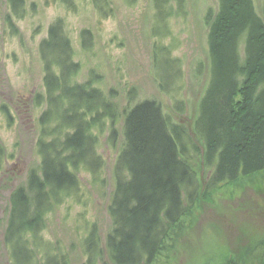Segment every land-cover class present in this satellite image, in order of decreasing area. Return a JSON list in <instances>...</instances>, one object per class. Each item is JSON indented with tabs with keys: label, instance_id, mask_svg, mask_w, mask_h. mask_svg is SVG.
Listing matches in <instances>:
<instances>
[{
	"label": "trees",
	"instance_id": "obj_1",
	"mask_svg": "<svg viewBox=\"0 0 264 264\" xmlns=\"http://www.w3.org/2000/svg\"><path fill=\"white\" fill-rule=\"evenodd\" d=\"M170 1L153 0L157 23L171 15V8H166ZM217 1L216 13L209 9L204 18L210 77L193 127L203 145L205 199L239 179L264 172V23L252 0ZM8 2L12 13L22 17L23 0ZM92 2L101 16L111 13L106 0ZM61 3L68 9L74 6L73 0ZM157 31L153 29L152 34ZM81 37L87 48L91 33L84 30ZM155 49L158 87L172 98L179 92L178 59L171 57L168 47ZM38 52L45 96L37 95L33 103L36 109L42 103L45 106L39 118L41 132H48L49 138L62 134V139L38 142L39 172L30 171L25 186L10 194L4 243L13 264H68L62 253L49 256L48 248L39 255L45 218L54 205L75 194V171L99 169L92 130L102 131L109 122V139L114 141L117 104L94 86L96 76L83 84L73 82L79 64L73 61L61 20L48 27ZM173 110L182 114L183 102L175 100ZM122 134L108 208L112 228L105 246L112 264H155L173 238L174 228L197 204L199 187L191 165L197 162L198 147L185 125L173 123L156 101H142L124 111ZM248 241L238 255L239 263L264 264V240ZM99 244L92 228L82 243L83 264H106ZM231 259L221 264H238Z\"/></svg>",
	"mask_w": 264,
	"mask_h": 264
},
{
	"label": "rangeland",
	"instance_id": "obj_2",
	"mask_svg": "<svg viewBox=\"0 0 264 264\" xmlns=\"http://www.w3.org/2000/svg\"><path fill=\"white\" fill-rule=\"evenodd\" d=\"M106 1L111 13L104 17L92 0H73L72 9L61 0H23V15L17 17L8 0H0V264H13L4 243L10 194L25 186L30 171L39 172L38 142L62 139V134L56 137L54 133L49 138L48 132H41L39 118L45 106L42 103L36 109L33 103L37 95L45 96L38 46L46 38L48 27L57 20H61L63 33L71 44L73 61L79 64L73 82L83 84L96 76L98 84L96 81L94 86L117 104L116 135L112 142L109 122L102 131L92 130L100 167L96 172L80 167L73 173L77 190L54 205L46 216L39 255L48 248L49 256L62 253L68 264H83L82 243L95 228L101 260L112 264L105 239L112 228L108 208L116 183L114 167L123 141V114L134 104L149 100L158 102L173 123L185 125L199 151L196 164L191 165L199 187L197 204L174 228L173 238L155 264H221L231 258L240 264L237 258L248 240H264V172L239 179L203 198L207 175L202 161L203 145L193 133L199 102L210 77L204 18L209 9L216 13L218 1L171 0L166 7L171 8V15L161 23L156 21L153 0ZM252 3L264 23V0ZM155 28L158 31L153 35ZM84 30L91 33L87 48L82 45ZM156 46L168 47L171 57L178 59L179 92L172 98L158 87ZM166 71L171 72L167 66ZM175 100L183 102L182 114L174 112Z\"/></svg>",
	"mask_w": 264,
	"mask_h": 264
}]
</instances>
